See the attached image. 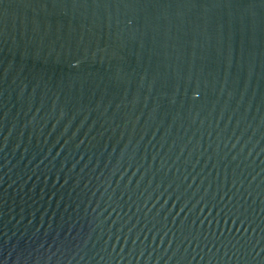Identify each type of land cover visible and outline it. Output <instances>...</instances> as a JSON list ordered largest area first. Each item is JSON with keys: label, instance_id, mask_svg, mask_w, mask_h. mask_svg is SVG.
I'll use <instances>...</instances> for the list:
<instances>
[{"label": "water", "instance_id": "1", "mask_svg": "<svg viewBox=\"0 0 264 264\" xmlns=\"http://www.w3.org/2000/svg\"><path fill=\"white\" fill-rule=\"evenodd\" d=\"M0 264H264V0H0Z\"/></svg>", "mask_w": 264, "mask_h": 264}]
</instances>
